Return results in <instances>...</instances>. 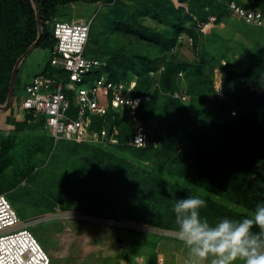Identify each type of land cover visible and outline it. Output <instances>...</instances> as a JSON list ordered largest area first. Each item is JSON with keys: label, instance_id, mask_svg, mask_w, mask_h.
Masks as SVG:
<instances>
[{"label": "rangeland", "instance_id": "374dc122", "mask_svg": "<svg viewBox=\"0 0 264 264\" xmlns=\"http://www.w3.org/2000/svg\"><path fill=\"white\" fill-rule=\"evenodd\" d=\"M160 1L154 3L155 12L149 9L147 0H108L106 6L102 5L103 0H76L53 11L56 20L93 17L95 27L105 10L111 16L118 15L115 11L120 6L124 9L120 17L124 19L136 8L137 30L143 37L119 32L108 22H100L92 29L85 55L96 56L105 63L113 61L112 55L116 54L126 55L136 63L140 54L154 59L164 53L161 44L162 38L168 36L166 30L174 32V24L183 29L177 38L180 45L170 49L172 54L165 63H183L187 67L180 75L172 74L165 85L159 69L152 70L151 75L139 65L127 68L131 89L142 87L153 100L141 111L135 109L131 117L125 113L118 114V120L111 116L112 122L118 124V128L113 125L117 139L120 135L128 141L129 136H125L137 128L155 139L156 144L143 146V151L115 150L107 147V139L92 132L90 138L79 142L62 138L54 141L38 118L18 130H0L4 134L14 131V146L0 170V194H5L21 222L28 224L27 228L48 253L50 264H144L142 257L137 262L129 256L123 259L118 253L119 244L126 248L128 234L131 240L136 234L147 235L176 249L185 248L177 236L172 204L189 195L207 202V208L201 209L202 216L211 210L218 215L219 211H231V218L239 219L252 212L234 202L233 184L246 172L238 165L228 167L209 190L195 184V137L187 118L207 119L220 125L227 118L226 110L224 107L222 112L217 111L227 102L228 92L241 86L264 87V27L244 23L230 10L227 13L215 3L206 4V0L202 11L209 13L207 26L202 25L198 13L201 0H170L179 10L172 22L165 18L168 6L164 3L169 2ZM216 1L224 5V0ZM233 3L261 11L264 0ZM103 26L104 32L98 34V28ZM49 58V48L39 46L29 51L20 64L12 105L20 104L24 84L49 68ZM177 87L186 90L183 105H189V114L181 112L184 106L180 108L177 103ZM215 113L223 116L222 120L215 118ZM216 135L210 152L216 149ZM107 149L119 162L99 166L95 153ZM108 218L119 225L106 224L103 219ZM160 222H169L176 230L160 229ZM137 246L133 243V251ZM161 262L159 259L151 264Z\"/></svg>", "mask_w": 264, "mask_h": 264}, {"label": "trees", "instance_id": "16d2710c", "mask_svg": "<svg viewBox=\"0 0 264 264\" xmlns=\"http://www.w3.org/2000/svg\"><path fill=\"white\" fill-rule=\"evenodd\" d=\"M74 1L76 0H0V110L7 111L12 105L13 97L15 96L14 84L17 82L20 64L29 51L39 46L49 49L53 46L52 22L54 20L53 11L55 8ZM103 1L105 2H103L102 5L106 6L108 0ZM167 1L169 4L166 2L164 3L168 6L165 18L174 22L172 17L175 14H179V10L170 3V0ZM231 1L234 2L235 0H224L221 2L224 5L217 3L216 0H206L205 3L209 5L215 3L216 6L221 7L228 13L229 9L226 3ZM147 2L149 9L154 10V12L156 11V5L154 3H162L160 0H153V3L147 0ZM202 3L203 0H201L198 13L199 17L205 20H202V22H206L209 13L202 11L204 6V3ZM115 4L117 5L119 2ZM243 7L245 8V6ZM262 7L264 10V3ZM136 10L135 8L133 13L127 14V18L124 19L120 17L121 13L124 11L120 6L115 11L118 15L111 16L108 14V10H105L103 17L97 21L98 25L95 24V27L100 26V22H108L119 32L143 37L142 32L139 29L137 30L138 20L134 14ZM263 10H261V12L264 13ZM136 14L138 15L139 11H137ZM93 22L94 19L92 17L86 47L89 44L90 33L92 29L95 28L92 27ZM175 26H177V28L174 32L166 30L168 36H164L162 38V44L160 43L164 53L154 59L145 54H140L136 57V63L132 59H129V57L127 58L126 55L121 57L119 54H116L112 55L111 60L113 61L105 63L96 56H91V58H96L101 62V66L93 71L94 76L105 74L110 80L127 83V78L129 77L127 68L129 69L139 65L141 69H147V71L150 72L160 69L162 66V84H168V78L171 77L172 74L175 73L177 76L187 67V65L183 63H165L167 62V57L172 54L170 49L172 47L174 48L175 45H180V43L177 42V38L183 33V29L177 24H174V27ZM105 27L98 28V34L104 32L102 29ZM153 41L156 42L154 39ZM99 42L100 40L97 41V44ZM159 62L162 63L158 64ZM46 70H50L52 73L57 72V69L50 66ZM196 70L198 72L201 70L198 65ZM142 90V87L133 88L132 94L142 97L147 96L148 94L146 95ZM171 90L175 91L176 89L174 88ZM228 96L230 101H228L229 98L227 97V102L217 111V113L222 112L224 107L226 110L225 114L227 118L222 121L220 125L207 119L194 120L190 116L187 118L189 120V129L193 132L195 137L193 148L194 155L196 156L194 164L195 184L198 187L209 190L210 187L219 181L218 179L228 167L230 168L238 165L243 170L246 169V172L242 173L240 180L233 184L236 198L234 202L242 205L247 210L253 211L258 204L264 203V87H259L258 85L254 87L241 86L234 91L228 92ZM152 100L153 96H149L148 100L142 99L136 111H141L143 106L151 103ZM177 103L180 105V108L182 106L185 107L181 108V112L190 113L187 108L189 105L185 106L183 105L184 102L179 100H177ZM23 113L24 120L19 125H16L13 130H18L19 127L32 124L31 115L24 111ZM217 113H215V118L222 120L223 116H219ZM145 114L148 116L149 111ZM111 116L117 119L118 114L109 112L103 117H92L93 122L91 129L99 130L102 126H105L108 130V134H111L113 125H118L117 122H112ZM40 121L43 124V119H40ZM116 127L118 128V126ZM215 130L217 132H215ZM133 133L134 129L125 136V139ZM214 135H216V149L210 152L208 149L214 141ZM147 137L151 139L148 135ZM123 138L119 135L118 143L112 146L115 150H144L143 147L127 145ZM13 146L14 131L5 134L0 133V170L4 167L6 157ZM95 160L99 166L119 162L116 157L112 155V151L108 149L107 152L97 151L95 153ZM219 212L218 215L215 210H211L208 215L204 216L210 221L221 217H232V214L229 213L231 211H227L226 213L224 211ZM158 226L159 228L162 227L160 229L176 230L169 222H160ZM122 256L127 257L128 255L126 252H123Z\"/></svg>", "mask_w": 264, "mask_h": 264}, {"label": "built area", "instance_id": "2783aa9c", "mask_svg": "<svg viewBox=\"0 0 264 264\" xmlns=\"http://www.w3.org/2000/svg\"><path fill=\"white\" fill-rule=\"evenodd\" d=\"M226 4L232 16L264 27V13L260 10L246 9L233 2ZM91 21L92 18L53 20L54 44L49 49V66L57 72L45 70L25 83L19 107L33 117L32 121L43 119L44 129L54 141L62 138L79 142L90 138L92 132L107 139L109 147L118 143L117 128L113 127L111 134L105 126L91 129L92 117H103L109 112L131 117L142 99L149 97L133 95L129 84L110 80L105 74L94 76L93 71L101 62L85 55ZM206 23L202 25L205 27ZM162 69L161 66L159 70ZM177 91L176 99L185 101L186 91L180 88ZM156 142L136 128L125 143L143 147ZM103 220L110 226L119 225L111 218ZM27 225L21 222L5 194H0V264H50L48 253Z\"/></svg>", "mask_w": 264, "mask_h": 264}, {"label": "clouds", "instance_id": "9594fccd", "mask_svg": "<svg viewBox=\"0 0 264 264\" xmlns=\"http://www.w3.org/2000/svg\"><path fill=\"white\" fill-rule=\"evenodd\" d=\"M207 202L186 196L172 204L178 239L188 250L186 264H264V203L242 218L210 221Z\"/></svg>", "mask_w": 264, "mask_h": 264}, {"label": "crops", "instance_id": "0c3cea01", "mask_svg": "<svg viewBox=\"0 0 264 264\" xmlns=\"http://www.w3.org/2000/svg\"><path fill=\"white\" fill-rule=\"evenodd\" d=\"M23 120L24 113L20 109L19 105H12L7 111L0 110V130L12 131L15 129L16 125H19ZM130 235H127L129 238L127 244L125 245L126 248H122L121 244H119V248H121V250H119L118 253L121 257H123V259L126 257L122 256V253L126 252L132 260H137V262L138 258L142 257L144 261L141 263L145 262L144 264H147L149 261L154 263V261L157 262L159 259L163 261L160 264H186V261L189 260L188 250L185 249L186 247L183 248L180 246V248L178 247V249H176V247L172 244L165 243L162 240L154 241L150 238H147V235L145 236L136 234V238H132L133 240H131ZM135 242L138 246L133 251V243ZM100 245V241H98V247H100ZM185 252H187V254H185ZM125 263L126 261L121 264ZM196 264H200V262L197 261Z\"/></svg>", "mask_w": 264, "mask_h": 264}, {"label": "water", "instance_id": "95a60500", "mask_svg": "<svg viewBox=\"0 0 264 264\" xmlns=\"http://www.w3.org/2000/svg\"><path fill=\"white\" fill-rule=\"evenodd\" d=\"M14 81V80H13Z\"/></svg>", "mask_w": 264, "mask_h": 264}]
</instances>
